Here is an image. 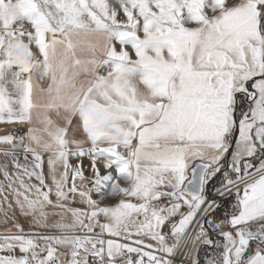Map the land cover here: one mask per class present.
Instances as JSON below:
<instances>
[{"label":"snow or ice","instance_id":"6c2138e0","mask_svg":"<svg viewBox=\"0 0 264 264\" xmlns=\"http://www.w3.org/2000/svg\"><path fill=\"white\" fill-rule=\"evenodd\" d=\"M0 121V264H264V0H0Z\"/></svg>","mask_w":264,"mask_h":264},{"label":"crops","instance_id":"0c3cea01","mask_svg":"<svg viewBox=\"0 0 264 264\" xmlns=\"http://www.w3.org/2000/svg\"><path fill=\"white\" fill-rule=\"evenodd\" d=\"M51 116L53 119H58V117L56 116V114L53 112L51 113ZM61 123H63V121H60ZM28 125L24 124L23 126H21L19 123H9V122H3L0 121V136L6 135V134H14V135H22L26 130H27ZM20 128V131L18 133H16V130ZM73 138V134L71 132V129L69 130V139ZM76 138H79V135H77ZM70 147H74V145H70ZM5 148H10V145H5L0 143V149H5ZM71 162L73 164L77 163L75 158H71ZM89 159L87 157L83 158V164H84V168H85V175L86 176H90L91 175V171L89 169ZM47 170V168H46ZM0 180H3V177L0 176ZM214 194V193H213ZM80 206V205H77ZM27 227V225H25ZM9 227H12L11 225H9ZM0 231H3V228H0ZM13 231H15V229L13 228ZM5 253H0V255H3Z\"/></svg>","mask_w":264,"mask_h":264},{"label":"rangeland","instance_id":"374dc122","mask_svg":"<svg viewBox=\"0 0 264 264\" xmlns=\"http://www.w3.org/2000/svg\"><path fill=\"white\" fill-rule=\"evenodd\" d=\"M110 2H111V0H110ZM218 215L222 218L224 215V209H222ZM200 252L201 253L199 254V258H200V260H202L204 262V264H206L207 260L210 259L215 254L214 250L210 247H207V246H201ZM176 258L180 261V259L181 260L183 259V256L182 255L177 256Z\"/></svg>","mask_w":264,"mask_h":264},{"label":"flooded vegetation","instance_id":"af4514ba","mask_svg":"<svg viewBox=\"0 0 264 264\" xmlns=\"http://www.w3.org/2000/svg\"><path fill=\"white\" fill-rule=\"evenodd\" d=\"M219 214V213H218ZM201 252H199V254H200ZM199 260H200V258H199ZM200 264H204V262L202 261V260H200Z\"/></svg>","mask_w":264,"mask_h":264},{"label":"built area","instance_id":"2783aa9c","mask_svg":"<svg viewBox=\"0 0 264 264\" xmlns=\"http://www.w3.org/2000/svg\"><path fill=\"white\" fill-rule=\"evenodd\" d=\"M20 131V128H18L17 130H16V133H18ZM215 235V234H214ZM176 260H177V258H176ZM181 260V259H180Z\"/></svg>","mask_w":264,"mask_h":264},{"label":"bare ground","instance_id":"6f19581e","mask_svg":"<svg viewBox=\"0 0 264 264\" xmlns=\"http://www.w3.org/2000/svg\"><path fill=\"white\" fill-rule=\"evenodd\" d=\"M176 261H177V264H178L179 263V260L177 259Z\"/></svg>","mask_w":264,"mask_h":264}]
</instances>
